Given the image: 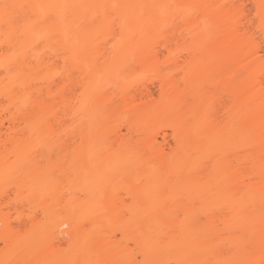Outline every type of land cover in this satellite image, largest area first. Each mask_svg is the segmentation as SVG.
Returning <instances> with one entry per match:
<instances>
[{
  "label": "bare ground",
  "instance_id": "6f19581e",
  "mask_svg": "<svg viewBox=\"0 0 264 264\" xmlns=\"http://www.w3.org/2000/svg\"><path fill=\"white\" fill-rule=\"evenodd\" d=\"M240 1L0 3V168L4 167L5 152V156L19 154V146L29 138L44 135L61 140L49 124L43 133L28 134L17 126L21 121L46 124L49 118L57 121L58 113L63 116L78 110L71 72L91 67L82 59L66 68L73 46L104 45L112 52L133 54L138 60L153 58L160 49L180 47L194 58L201 50L214 53L210 68H193L181 74L179 78L186 84L183 87L177 86L172 75L162 73L158 98L151 96L146 85L119 90L122 105L137 111L140 121L163 117L171 121L175 134V147L169 154L145 146L150 166L139 170L147 184L128 190L130 201L122 200L125 195L109 198L114 209L123 210L116 220L124 245L109 242L106 232L100 230V220L76 214L72 227L64 230L70 235L69 253L55 262L49 260L55 254L43 253L41 264H202L207 258L218 264H264V0H249L250 14ZM110 2H116L112 9L119 36L111 32L110 38L76 39L67 30L69 14L92 23L93 16ZM160 9L166 16H155ZM167 25L171 34L154 40L146 36L147 31ZM211 29L213 35L207 37ZM58 65L61 70L55 72ZM193 78L196 83H192ZM5 80L9 85H3ZM84 91L92 97L87 88ZM210 110L220 117L208 120ZM5 121L10 124L7 130L2 129ZM201 145L208 148L206 160L204 152L198 151ZM145 147L138 154L143 163L147 161ZM110 149L101 151L108 154ZM208 195L213 198L210 205L205 203ZM18 207V225L34 219L37 209L29 215ZM86 220L93 226L90 233L83 228ZM0 222V240L11 239L15 229L8 218ZM32 255L27 260L17 255L11 261L36 264L40 258L35 260Z\"/></svg>",
  "mask_w": 264,
  "mask_h": 264
},
{
  "label": "rangeland",
  "instance_id": "374dc122",
  "mask_svg": "<svg viewBox=\"0 0 264 264\" xmlns=\"http://www.w3.org/2000/svg\"><path fill=\"white\" fill-rule=\"evenodd\" d=\"M241 1L250 14L251 1ZM1 2L4 4L6 0H0ZM115 4L116 2H110L103 11L97 12L92 18V23L69 14L67 30L76 39L90 36L110 38L111 32L119 36L120 28L112 9ZM166 14L164 15L160 9L155 16H166ZM107 16L110 17V21L107 20ZM1 25L5 30V24ZM146 34L154 40L171 34V30L168 25L162 28L158 26L147 31ZM212 35L211 29L207 37ZM39 48L45 50L41 46ZM199 54L197 58L191 57L180 47L172 51L160 49L155 52L153 58L138 60L139 58L133 54H126L124 51L112 52L104 45L98 48L97 46L91 48V44L76 48L73 46L66 68L81 63L82 59L88 61L91 67L71 72V80L77 87L74 100L78 110L63 116L58 113L57 121L49 118L46 124L21 121L18 122V126L16 125L23 134H28V132L43 133L49 124L53 134L61 140H57L58 138L51 140L44 135L37 139L26 137L27 141H22L24 144L19 146V154L9 153L5 156V152L3 156L4 167L0 168V195L3 194L0 196V221L8 218L9 224L15 230L11 234V239L0 240V264H17L11 261L17 255L27 260L34 253L40 258L37 260L38 258L32 255L33 259L38 261L36 264L44 263L41 254L47 252L56 255L53 259H49L51 262L63 258L71 248L70 235L64 230L72 227L73 217L76 214L86 213L100 220L103 224L100 230L106 232L109 242L116 241L124 245L123 234L119 229L117 230L119 226L116 220L123 210L114 209L109 198L125 195L122 200L130 201L127 196L128 190L130 191L134 186L137 188L140 184H147V178L141 175L140 171L150 166L148 161L150 153L145 146L161 148L169 154L175 147V134L171 121L163 117L148 119L149 121L146 122L140 121L137 111L122 105L119 90L120 88L141 89L146 85L151 96L154 99L158 98L161 92L159 79L164 72L172 75L177 86L183 87L186 84L184 85L185 82L183 83L179 77L184 71L198 67L208 69L212 65L213 51L201 50ZM57 67L55 72L61 70L62 66ZM193 82L196 83L194 78ZM5 84L9 85V81L5 80L3 85ZM85 88L92 93L91 98L85 95ZM139 101L137 99V102ZM216 111L207 112L208 120L212 121L220 117ZM8 124L5 121L2 129L7 130L10 125ZM129 124L134 126L129 128ZM128 146L131 151H125ZM107 147L113 149H110L111 152L109 151L108 154L103 153L101 150ZM143 147L147 160L144 163L138 156ZM207 149L205 145H201L198 151L204 152L205 155ZM206 159L205 155L203 160ZM129 164L131 166H128ZM99 188L103 191L102 189L96 191ZM97 195L100 199L96 198ZM15 199L16 201L26 199L27 204L28 202L30 204L27 206L26 201L21 203L16 202ZM212 200L211 196H206V205H210ZM195 204L198 203L193 204L197 206ZM17 205L22 209V213L28 214L32 213L31 209L34 206H37L34 219L28 220L29 222L25 220L24 224L18 225L15 218ZM62 222L65 224L61 225ZM2 228L3 224L0 222V232ZM83 228L89 233L93 231L89 220L83 222ZM129 246L134 245L130 242ZM136 257L140 259L139 254ZM33 262L35 264V261ZM202 264L218 263L207 258Z\"/></svg>",
  "mask_w": 264,
  "mask_h": 264
}]
</instances>
